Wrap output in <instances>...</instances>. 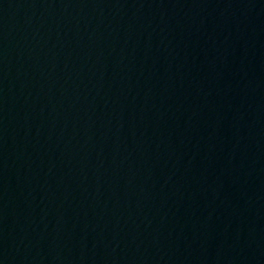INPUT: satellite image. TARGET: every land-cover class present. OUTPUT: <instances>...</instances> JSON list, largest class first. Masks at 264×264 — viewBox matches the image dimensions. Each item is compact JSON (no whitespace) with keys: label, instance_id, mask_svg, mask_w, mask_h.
I'll use <instances>...</instances> for the list:
<instances>
[{"label":"water","instance_id":"1","mask_svg":"<svg viewBox=\"0 0 264 264\" xmlns=\"http://www.w3.org/2000/svg\"><path fill=\"white\" fill-rule=\"evenodd\" d=\"M0 264H264V0H0Z\"/></svg>","mask_w":264,"mask_h":264}]
</instances>
